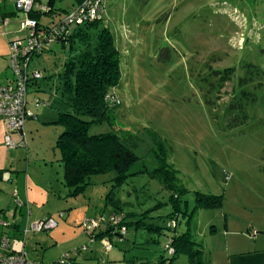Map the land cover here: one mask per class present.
I'll use <instances>...</instances> for the list:
<instances>
[{"label": "rangeland", "instance_id": "rangeland-1", "mask_svg": "<svg viewBox=\"0 0 264 264\" xmlns=\"http://www.w3.org/2000/svg\"><path fill=\"white\" fill-rule=\"evenodd\" d=\"M14 2L0 0V12H9L5 17L11 19L3 32L22 38L26 14L16 11ZM37 3L48 5L49 0ZM54 3L57 12L42 15V23H59L78 0ZM104 6L102 26L111 31L121 56L122 78L115 91L121 104L114 110L113 124L139 139L135 153L140 160L130 171L134 175L114 191L112 173L93 176L81 194L67 197L64 165L56 148L62 127L53 121L61 108L55 98L58 74L70 54L59 44L34 57L29 66L43 76L29 87V109L36 116L24 126L29 160L26 149L8 150L2 138L0 168L10 170L19 159L22 175L29 165L27 174L38 184L68 198L56 197L46 209L61 203L65 208L69 203L86 205L88 219H100L102 229L120 210L118 218L134 214L128 221L141 220L149 226H129L122 235H101L78 256L77 264H84L89 255L93 258L88 264H190L186 251L172 259L167 250L172 237L185 233L208 262L212 226L232 199L242 196L240 186L252 192L250 196L264 198V0H106ZM35 99L49 101L50 106L35 108L31 103ZM18 153L22 156H14ZM158 156L164 158L168 171L172 169L165 175L172 177L166 183L152 175L161 166ZM11 176L7 172L0 180V210L7 209V194H12L6 188ZM197 193L222 196L225 206L198 212ZM7 215L12 220V211ZM3 229L0 226V241L5 233L13 241ZM97 229L88 233L81 224L76 230L94 237ZM51 231L41 234L48 236ZM83 235L66 246L70 253L87 238L89 243L95 240ZM37 240L33 235L26 239L30 261H39L42 254ZM105 242L111 244L107 252ZM50 255L55 257L56 252L49 251Z\"/></svg>", "mask_w": 264, "mask_h": 264}, {"label": "trees", "instance_id": "trees-1", "mask_svg": "<svg viewBox=\"0 0 264 264\" xmlns=\"http://www.w3.org/2000/svg\"><path fill=\"white\" fill-rule=\"evenodd\" d=\"M54 2L55 0H49L48 5L40 4L46 7L45 12L33 10L27 16L37 20L39 27L44 28L46 31L55 29L66 16L56 24H44L40 21L42 15L52 11L57 12ZM81 2L82 0H78L77 6ZM74 8L66 12V15ZM102 22L103 18L66 27V35L54 40L49 47H45L42 54L38 55L41 56L52 51V47L58 44L63 49L68 50L70 54L64 64L63 72L58 74L59 85L55 98L59 100L61 108L58 109L57 118L53 121V124L62 127V133L57 139L56 148L61 154L59 161L64 165L65 185L69 188L68 196L71 197H77L81 194L90 185L88 180L91 177L107 173H112L114 176L112 179L114 191L116 188L121 187L128 177L134 175L130 171L135 163L140 160L135 153L139 146V139L130 133H123L113 124L114 110L121 104L120 98L115 93L122 78L121 56L111 31L109 28L103 27ZM35 83L38 84V81L32 85ZM117 100L119 104L116 103ZM28 103L30 105L29 100ZM45 103H47L46 107L50 106L49 101ZM102 127L106 131L90 133L93 128ZM158 157L161 166L152 175H156L159 180L161 179L166 183L172 177L165 175L171 172L172 169L168 171L169 166L164 162V158ZM172 174L173 181H175L176 171H173ZM171 185L172 187L175 186V184ZM169 186L166 184V187ZM113 191L108 198H112ZM112 203L120 209L117 202L112 201ZM223 204L224 198L222 196L197 193L195 210L198 212L220 210ZM119 213L121 215L122 211L119 210ZM119 213L116 212L115 217ZM173 213L171 215H176L177 210ZM0 215L3 218L2 212H0ZM130 216L135 215L125 214L124 218H121V221L117 224L108 222V231L101 235L113 232L122 235V229L127 230L129 226H136L139 229L149 228L141 220L128 221ZM89 235L91 236V234ZM169 248L174 249L173 254L169 251L172 259H175L179 253L186 251L190 264H208L204 261L202 249L195 247L188 233L172 237L167 250ZM78 253H81V249L78 250Z\"/></svg>", "mask_w": 264, "mask_h": 264}, {"label": "crops", "instance_id": "crops-1", "mask_svg": "<svg viewBox=\"0 0 264 264\" xmlns=\"http://www.w3.org/2000/svg\"><path fill=\"white\" fill-rule=\"evenodd\" d=\"M15 10L19 11L16 7ZM5 15H10V13L6 11H4V13L0 12V85L3 86L8 85L12 79V73L9 67L10 43L24 38L23 32L22 38H17L18 33L3 32L4 28H9L11 26V19L5 17ZM0 128V143H2V138L5 140L6 135L2 120H0ZM24 135L26 138L25 132ZM12 138L16 143V147L12 149H26V160H29L28 143L27 147L20 144L22 135L17 132L13 134ZM7 149L12 150L8 147ZM16 152L20 151L17 150ZM15 155L16 157H21L22 153L14 154V156ZM14 163V166L9 167L10 170L0 168V180L3 179V174L7 172H11L13 175L10 179L11 183H6L7 190L12 193L9 195V192L8 194L5 192L8 201V205L6 206L7 209L4 210L1 208L0 210L4 215V220L12 222H10V227L5 228L1 226L4 228L3 233L7 231V233L13 237L12 241L8 236L11 245L13 242L11 250L13 252L23 253L27 259V254L25 253L26 239L29 235H33L36 240L38 239L37 245L42 249V254L37 256L38 259H40L36 261L37 263H55L64 255L70 254L73 256V263L77 264L78 262L76 260L78 256L87 253L90 244L95 245L97 243L96 238L100 237L102 233L107 232L109 225H107L106 229H102L100 226L99 229H97L98 233H96L94 237H92L93 234H91V236L88 234L91 238L95 239L91 240L89 243L87 238L88 235L86 233L83 235V233L76 230L78 226L88 219V206H75L74 203H69L68 205L66 204L67 208H65V204L61 203L54 207L51 205L50 208L46 209L45 206L50 204V200L51 202L56 200V197L61 201H67L68 198H66V195L68 197L69 192L68 194L66 193V195L63 194V196L57 193L52 194L53 191L50 192L48 186H45L44 183L38 184L36 177L27 174V172H29V165L26 166L25 175H22L23 165L21 161L15 159ZM245 189L243 185L240 186L241 193H243L242 196L239 192L238 194L240 197L232 199L229 203V207H225V212L220 213L219 219L215 220L212 226L213 229L210 231L211 234L214 233L212 235L213 240L210 243L212 255L208 264H264V198L259 195L250 196L252 192ZM63 197L66 200H63ZM224 206L223 204V207ZM7 211H12V220L9 219ZM61 213L63 214L62 217L60 216ZM50 217L57 219L58 222L57 228L52 230L53 232L51 231L50 235L46 236L45 234H41L42 232H29L28 234H24L27 225L46 220ZM218 225L220 230H218ZM219 231L220 233H218ZM90 233H92V231ZM5 235L6 233L2 237H7ZM82 235L87 238L85 244L76 248L75 251H78L82 247H86V250L81 251V253L73 254L75 251L70 253L71 250L67 249L66 246L72 242L73 239L79 238ZM110 235H112V233ZM82 238L83 237H81V239ZM49 251H55L56 256H47ZM89 258L92 259V255L83 259L84 264H88L87 261ZM109 258L110 255H108V259Z\"/></svg>", "mask_w": 264, "mask_h": 264}, {"label": "built area", "instance_id": "built-area-1", "mask_svg": "<svg viewBox=\"0 0 264 264\" xmlns=\"http://www.w3.org/2000/svg\"><path fill=\"white\" fill-rule=\"evenodd\" d=\"M106 0H82V2L74 8L65 19L51 31H46L39 27L37 20L27 16L21 23V29L24 38L15 40L10 43V71L12 73L11 82L8 85H0V120L3 121L5 127V143L9 149L16 147L13 140L14 133L22 135L20 144L27 147V140L24 135V126L27 119L35 118L32 110L28 105L29 87L36 81L42 79V74L35 70L30 71L29 65L31 60L37 55L44 52L45 47H49L57 38L66 35V27L75 24H84L86 22L101 20L103 18ZM16 8L25 14H30L33 10L45 12L46 7L37 3L36 0H16ZM41 28V29H40ZM119 104L118 100L116 101ZM35 108L46 106L47 103L35 99L32 103ZM62 217L63 214L61 213ZM118 216H114L112 223L117 224L121 220ZM86 232L97 229L100 219H87L83 223ZM0 226L9 227V223L0 215ZM57 219L50 217L46 220L35 222L27 225L24 234L29 232L40 233L54 230L57 228ZM126 229H122V234ZM105 249L109 251L111 244L105 242ZM86 247H82L81 251H85ZM171 254L174 253L173 248H169ZM78 253L75 251L73 254ZM70 254L64 255L57 262L51 264H73ZM0 264H43L30 262L23 253L13 252L11 250V241L8 237H3L0 241Z\"/></svg>", "mask_w": 264, "mask_h": 264}]
</instances>
